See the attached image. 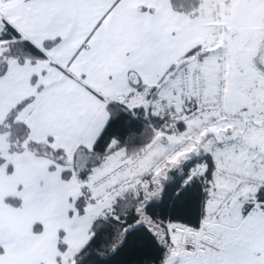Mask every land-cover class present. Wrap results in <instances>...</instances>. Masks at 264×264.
Listing matches in <instances>:
<instances>
[{
    "label": "snow or ice",
    "instance_id": "1",
    "mask_svg": "<svg viewBox=\"0 0 264 264\" xmlns=\"http://www.w3.org/2000/svg\"><path fill=\"white\" fill-rule=\"evenodd\" d=\"M0 264H264V0H0Z\"/></svg>",
    "mask_w": 264,
    "mask_h": 264
}]
</instances>
